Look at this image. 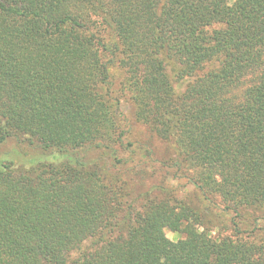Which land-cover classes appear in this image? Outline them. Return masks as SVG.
Returning <instances> with one entry per match:
<instances>
[{"label": "trees", "instance_id": "16d2710c", "mask_svg": "<svg viewBox=\"0 0 264 264\" xmlns=\"http://www.w3.org/2000/svg\"><path fill=\"white\" fill-rule=\"evenodd\" d=\"M123 97L217 216L127 201ZM12 139L26 165L0 160V264H264V0H0Z\"/></svg>", "mask_w": 264, "mask_h": 264}, {"label": "rangeland", "instance_id": "374dc122", "mask_svg": "<svg viewBox=\"0 0 264 264\" xmlns=\"http://www.w3.org/2000/svg\"><path fill=\"white\" fill-rule=\"evenodd\" d=\"M111 73L114 75L113 89L116 94L121 97L119 91L120 87V73L116 69H111ZM121 128L120 132L124 131V142L127 145L129 142L134 143V146L128 150L122 151V156L125 158L131 157L129 163L124 170L120 169L119 172L123 181L127 183L125 186L126 193L128 194L127 201L134 203L138 210H143L148 203L145 201V197H148L149 201L161 200L164 197L172 195L179 200L185 201L195 208L206 210V213H213L216 216L219 214V209L210 207L204 200L202 194L194 188L189 182V179L183 174H178L177 177L175 169L170 168V160L174 157V150L172 146L160 140L152 133L150 128L145 124L139 122L136 118V108L132 101L128 97H123L121 101ZM19 141L9 140L6 144L0 146V160L11 161L16 164H23V154L15 152L13 154H7L13 149L19 148ZM26 145V144H21ZM27 150L26 147H24ZM125 149V148H123ZM131 150L134 153L130 154ZM29 151V150H28ZM32 152V151H30ZM6 154V155H5ZM43 152L38 149L33 153L32 159H44ZM40 155V156H39ZM91 159L101 160V164H109L108 158L102 155V153L91 152ZM46 159L53 161L54 158L48 157ZM109 166V165H108ZM214 198V197H213ZM258 233L255 236L264 238V224L261 223L258 227ZM243 236L249 237L250 229L247 226H243ZM220 231L215 230L212 233L213 237H217ZM166 236L171 241H178L184 237L183 234L174 233L170 230L165 231ZM222 235L229 236L228 232H223Z\"/></svg>", "mask_w": 264, "mask_h": 264}]
</instances>
